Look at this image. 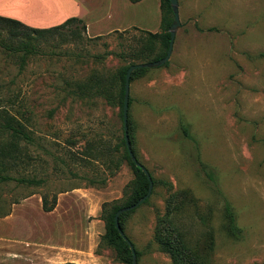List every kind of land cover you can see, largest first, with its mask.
I'll list each match as a JSON object with an SVG mask.
<instances>
[{
    "label": "rangeland",
    "instance_id": "rangeland-1",
    "mask_svg": "<svg viewBox=\"0 0 264 264\" xmlns=\"http://www.w3.org/2000/svg\"><path fill=\"white\" fill-rule=\"evenodd\" d=\"M77 1L86 17L70 9L85 17L83 40L72 36L75 26L64 42L49 36L23 67V53L0 52V112L33 138L21 143L25 160L8 174L44 181L0 184V264H51L46 252L61 243L83 250L85 264H122L100 246L103 205L122 204L134 179L127 161L117 168L121 109L81 98L75 86L144 63L134 54L145 32H163L161 1ZM178 2L169 63L130 84L132 147L155 183L149 202L126 217L125 234L138 264H174L156 240L159 221L177 232L183 264H264V0ZM44 195H57L54 213L43 211ZM227 204L239 236L225 229ZM57 225L63 238L53 236ZM68 252L64 264H80Z\"/></svg>",
    "mask_w": 264,
    "mask_h": 264
},
{
    "label": "trees",
    "instance_id": "trees-1",
    "mask_svg": "<svg viewBox=\"0 0 264 264\" xmlns=\"http://www.w3.org/2000/svg\"><path fill=\"white\" fill-rule=\"evenodd\" d=\"M127 1L136 4L141 2L142 0ZM160 1L162 12L161 28L163 32L160 34L145 32L146 37L141 42L142 47L134 54V59L144 60V63L157 62L165 58L169 51L171 40L170 28L174 22V13L171 5V0ZM72 26H75V30L70 31L72 33V36L76 37L75 39L77 40H83V33L86 32L87 26L82 19L77 17H72L66 20L64 23L54 27L34 28L22 23L21 21L0 16V52L2 50H5L13 55L23 53V56L21 57V67H23L26 61V56L39 53V42L41 40H44L49 36L54 37L55 35H59L62 42H64L63 40H69L67 30ZM95 39L100 40L101 37H97ZM62 42L61 44H63ZM158 44L159 47L157 48ZM119 57L120 59H125V55L123 54H119ZM132 65L136 64L121 67L111 75L100 73L93 74L85 82L76 84V94L81 98L101 97L105 99L106 102H108L110 105L120 107L121 117L123 119L126 76L128 69ZM147 71L148 69L136 70L132 74L131 82L136 77L144 75ZM129 105L131 107V101ZM129 125H131L130 120ZM0 130L2 131L3 135L8 136L7 141L4 140L0 143V184L9 181H16L21 185L29 186H38L43 184V180L30 179L25 177L13 178L8 174V171L15 168L19 162H24L25 160V158H23L21 143L27 142L30 144L33 142V138L30 136L29 132H27L25 125L7 111H3L0 112ZM183 130L185 135L189 139H193L187 125L183 126ZM130 133L131 126L129 129V138L132 147ZM120 144L124 148V152L123 156L119 159V161H117V168H120L123 161H127L133 171L134 179L127 186L126 198L122 204L105 203L103 205L102 220L105 222V234L101 238L100 246L104 244L106 245V247L112 249L118 262L122 264H133V254L131 248L128 242H126V240L120 235L119 231L117 230L115 218L117 213L121 209L137 204L143 197L146 196L149 191L150 182L143 170L139 168L130 157L126 146L125 132L124 138L122 139V142ZM108 152H110V150H108ZM134 155L136 156L135 152ZM153 183H155L154 180ZM149 199L144 204L148 203ZM57 204V195L53 196L51 201L46 195L42 197V208L45 213L53 212L56 209ZM133 211L123 213L120 216L119 221L124 232L125 219ZM225 219V229L227 230V232L229 234H233L234 236H239L240 230L236 223V216L229 204H227L225 207ZM165 226H162L160 221L158 222V227L156 230V240L163 249L169 251L174 260V264H183L180 262V256L182 253L180 251H184V248L178 238V234L171 223H168L167 225L165 224ZM163 227L167 232L161 231ZM136 254L138 259L140 253L136 251Z\"/></svg>",
    "mask_w": 264,
    "mask_h": 264
},
{
    "label": "crops",
    "instance_id": "crops-1",
    "mask_svg": "<svg viewBox=\"0 0 264 264\" xmlns=\"http://www.w3.org/2000/svg\"><path fill=\"white\" fill-rule=\"evenodd\" d=\"M2 2L3 4H0V16L21 21L34 28H50L64 23L66 20L75 16V13H73L70 8L73 10H81L82 14L85 15L83 5L77 0H2ZM36 8H43L44 11L38 12ZM85 17L82 16L77 18L84 20ZM51 213H54V211ZM83 218L82 216L81 219L83 220ZM57 226L58 227L55 229H52L53 236L54 238H63L65 236L64 226ZM61 244L62 245L58 247L60 250L50 249L46 252V259H48L51 264L66 263V257L72 255L68 251L77 253L75 261L80 264H85L83 250L76 246L71 247L63 243Z\"/></svg>",
    "mask_w": 264,
    "mask_h": 264
},
{
    "label": "water",
    "instance_id": "water-1",
    "mask_svg": "<svg viewBox=\"0 0 264 264\" xmlns=\"http://www.w3.org/2000/svg\"><path fill=\"white\" fill-rule=\"evenodd\" d=\"M171 5H172V9H173V13H174V22L173 25L170 28V33H171V40H170V46H169V51L168 54L165 58L157 61V62H150V63H140V64H136V65H132L127 72V76H126V86H125V101H124V114H123V121H124V132H125V141H126V146L129 152L130 157L132 158L133 162L143 170V172L145 173V175L147 176L149 182H150V186H149V191L146 194L145 197H143L137 204L131 206V207H127V208H123L121 209L115 218V222H116V228L119 231L120 235L126 240V242H128L132 254H133V264H138V259H137V254L134 248V245L132 244V242L129 240V238L126 236L125 232L122 230V227L120 225V216L123 213L129 212V211H133L136 210L137 208H139L140 206H142L152 195L153 193V189H154V183H153V179L152 176L149 172V170L142 165L138 159L136 158V156L134 155V152L132 150L131 147V142H130V138H129V109H130V84H131V77L132 74L139 69H155V68H160L165 66L171 59L172 54H173V50H174V45H175V39H176V34H177V30L180 28L181 22H180V16H179V2L178 0H171Z\"/></svg>",
    "mask_w": 264,
    "mask_h": 264
},
{
    "label": "bare ground",
    "instance_id": "bare-ground-1",
    "mask_svg": "<svg viewBox=\"0 0 264 264\" xmlns=\"http://www.w3.org/2000/svg\"><path fill=\"white\" fill-rule=\"evenodd\" d=\"M42 23V22H41Z\"/></svg>",
    "mask_w": 264,
    "mask_h": 264
}]
</instances>
